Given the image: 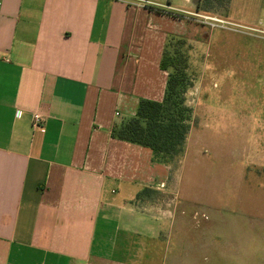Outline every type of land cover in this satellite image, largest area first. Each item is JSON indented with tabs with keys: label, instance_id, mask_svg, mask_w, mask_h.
<instances>
[{
	"label": "crops",
	"instance_id": "1",
	"mask_svg": "<svg viewBox=\"0 0 264 264\" xmlns=\"http://www.w3.org/2000/svg\"><path fill=\"white\" fill-rule=\"evenodd\" d=\"M133 2L0 0V264H166L181 175L111 130L162 101L165 47L202 22L198 0Z\"/></svg>",
	"mask_w": 264,
	"mask_h": 264
},
{
	"label": "rangeland",
	"instance_id": "2",
	"mask_svg": "<svg viewBox=\"0 0 264 264\" xmlns=\"http://www.w3.org/2000/svg\"><path fill=\"white\" fill-rule=\"evenodd\" d=\"M199 14L224 23L199 22L195 37L168 48L181 53L192 120L167 164L181 175L180 218H168L157 254L166 264H264V0H230L224 17ZM165 195L143 192L154 202Z\"/></svg>",
	"mask_w": 264,
	"mask_h": 264
},
{
	"label": "trees",
	"instance_id": "3",
	"mask_svg": "<svg viewBox=\"0 0 264 264\" xmlns=\"http://www.w3.org/2000/svg\"><path fill=\"white\" fill-rule=\"evenodd\" d=\"M229 3L230 0H198L196 9L224 17ZM172 42L165 47L161 59V68L169 71L162 101L140 100L135 115L111 130L112 138L149 149L152 161L161 165H167L182 152L192 120V109L185 101L190 84L181 53L178 49L174 53L168 49Z\"/></svg>",
	"mask_w": 264,
	"mask_h": 264
},
{
	"label": "built area",
	"instance_id": "4",
	"mask_svg": "<svg viewBox=\"0 0 264 264\" xmlns=\"http://www.w3.org/2000/svg\"><path fill=\"white\" fill-rule=\"evenodd\" d=\"M198 17L201 19V22L204 24H208L210 26H215L214 22L218 23H224L222 20H218L216 18L206 17L203 15H198ZM32 125L34 127H39L43 122V117L39 113H33L31 116Z\"/></svg>",
	"mask_w": 264,
	"mask_h": 264
}]
</instances>
